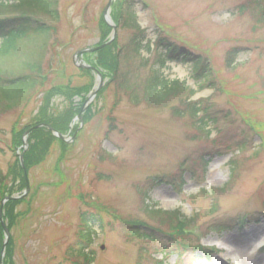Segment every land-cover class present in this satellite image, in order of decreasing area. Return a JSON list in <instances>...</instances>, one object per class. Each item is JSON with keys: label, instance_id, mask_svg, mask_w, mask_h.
<instances>
[{"label": "rangeland", "instance_id": "obj_1", "mask_svg": "<svg viewBox=\"0 0 264 264\" xmlns=\"http://www.w3.org/2000/svg\"><path fill=\"white\" fill-rule=\"evenodd\" d=\"M108 2L58 0L59 20L41 66L43 73L53 72L49 85L26 105L0 113L1 202L24 195L23 168L29 186L23 198L2 206L10 240L2 253V230L0 261L5 264L10 241L13 264H179L185 258L178 252L185 251L169 239L159 233L141 239L128 231L132 225L142 227L143 234L152 232L149 227L168 230L148 216L145 207L151 205L191 221L186 231L191 249L197 242L216 249L209 258L189 250L183 264H264V24L245 10L246 0H113L105 19ZM128 6L151 42L150 53L142 50L143 60L122 63L139 95L157 70V38L207 58L214 89L200 88L190 62L170 61L160 74L183 81L195 91L191 98L181 94L160 104L143 98L132 103L134 94L119 88L120 73L113 78L99 67L102 85L90 99L99 79L79 66L94 69L76 53L103 45L100 50L112 51L103 58L115 57L113 42L123 47L132 35L118 18ZM41 43L22 41L14 58L0 67L8 71L21 61L34 62ZM232 50L238 51L234 66L226 68ZM94 53L87 58L98 66L100 55ZM195 102L214 120L206 130L194 127L184 113ZM42 107L48 118L69 119L66 145L45 138L40 146L30 134L24 143L32 127L23 128L36 121ZM243 142L239 152L236 146ZM28 153L32 161L26 169ZM236 157L240 163L234 169L230 159ZM83 215L96 222L82 225ZM193 252L197 256L189 263Z\"/></svg>", "mask_w": 264, "mask_h": 264}, {"label": "trees", "instance_id": "obj_2", "mask_svg": "<svg viewBox=\"0 0 264 264\" xmlns=\"http://www.w3.org/2000/svg\"><path fill=\"white\" fill-rule=\"evenodd\" d=\"M245 10L253 16L256 24H264V0H246ZM118 18H120V21L123 20V27H127L132 31V35L129 38L127 45L118 47L117 42H113L111 46H115L117 49L115 57L108 56L112 53V51H109L110 47L94 53L100 55L97 62L98 66L88 61V54L84 55V58L86 63L91 65L94 69L99 70V67H101L109 70L112 73L113 78L120 73L119 88L127 93L131 92V95L134 94L132 97L130 96L132 103H137L140 98H143L147 103L157 102L160 104L181 94H187L189 98L194 96L195 91L189 89L183 81L177 79L169 80L160 74V70L170 61L190 62L193 66L196 74L195 78L197 79L200 88L205 89L212 85L210 63L207 58L193 54V51L187 50L183 46L176 45L175 43H171L168 39L157 38V42L154 45V49L157 51L155 60L157 70H154L153 74L146 79L147 82H145L142 92L139 95V92H137L139 89H135L138 85L134 79L127 78L125 74L126 72L123 71L122 63H131L136 58L143 60V58H141L142 50H146L147 53H150L151 42L147 39L145 30H142L138 25L137 16L132 7L128 6L126 9L123 8L120 10ZM58 20V0H0V39L2 40V45L0 46V64L2 61H7L9 58H14V54L18 51L22 41L28 40L30 42H38L40 39L42 40L40 54L34 62L30 60L21 61L16 66L8 69V71L0 67V113L4 110H11L26 105L34 97L38 89H45L46 86L49 85V77L53 72L49 74L43 73L41 66L44 62L43 58L48 36L54 31L53 24L57 23ZM119 20H116V25H118L117 21ZM109 30L110 29L106 30L105 28V31ZM237 53L238 51L236 50L228 52L227 57L225 58L226 68H232L234 66ZM105 54L108 55L103 58L102 55ZM108 57L109 59H107ZM84 70L87 73H92V70L90 69ZM81 71H83V69H81ZM211 88L214 89V85L211 86ZM82 89L83 88L80 90ZM52 90L53 88H51L50 91ZM72 90L73 89L69 87V91L71 92ZM56 91L58 90L54 88V92ZM186 107L188 112L187 110L186 112H183L187 114L189 119L195 122L194 127L199 126L197 129L206 130V126L214 121L213 119H210L211 117L209 118L208 115H206L205 110L201 108L199 103H189ZM45 111L46 110L43 107L40 108L34 119V121H36L23 128V131L28 130L30 127L44 124L52 127L60 134H66L68 131V125L66 124L69 119L64 116L51 119L46 117ZM29 138L30 140H35L34 142L38 143L40 146L45 144L43 141L45 138H48L50 141L58 140L63 145H66L64 142L54 137L52 133L44 127L34 129L30 133ZM245 146L246 144L243 142L237 144L236 147L237 150L241 152ZM226 149L229 150L231 147H226ZM260 150L261 148L259 147L257 152ZM31 161L32 158L30 154H26L24 156V162L27 164V166L25 165L26 169ZM239 163L237 157L236 159L230 160L231 168L233 167L236 169ZM234 174L235 173L233 172L232 176H234ZM22 180L24 181L23 178ZM4 182L5 176L0 171V202L4 198V192L2 190ZM145 208L146 213L152 220L158 221L162 228L163 226H168V230L164 232L160 230V227V229L149 227L152 232L150 234H143L140 232L142 227L132 225L128 230L129 233L136 235L141 239L144 237L151 239L155 237L156 233L161 234L164 236L163 238L169 239L177 248L181 247L182 251H185L184 254L178 252L180 256L183 255L185 258V260L183 259L179 264H183V262L187 261L189 250H196L197 252H200L202 256L206 258L210 257L213 249L208 250L198 245L193 249H190V245H192L193 241L190 238L191 234L188 235L186 232L191 222L189 219L185 221L186 219L184 216L178 211L166 212L162 209H156V207L150 206H146ZM92 218V216L91 218H87L86 215L81 216V224L86 227L89 226L88 223H90V221L95 222V219ZM86 229L88 230L89 228ZM2 230V226L0 225V248L3 237ZM90 240L91 238L88 237L86 243L89 244ZM85 249V246H83L80 248V251L83 252ZM11 251L12 248L9 241L5 264H13ZM190 255L191 258H189V263L197 256L194 252ZM83 258L84 260H88L87 254H84Z\"/></svg>", "mask_w": 264, "mask_h": 264}, {"label": "water", "instance_id": "obj_3", "mask_svg": "<svg viewBox=\"0 0 264 264\" xmlns=\"http://www.w3.org/2000/svg\"><path fill=\"white\" fill-rule=\"evenodd\" d=\"M112 1H113V0H109L108 4H107V6H106V8H105V10H104V18H105V19H107L108 12H109V9H110V7H111ZM111 26L114 28L113 25H111ZM113 31H114V30H113ZM114 37H115V32H113L112 39H114ZM103 47H104V46L102 45L101 47H96V48L93 47V48L84 49V50H82V51H79V52L76 53V58L78 59V58H80L81 56H83L84 54H87V53H94V52H96V51H99V50H100L101 48H103ZM78 60H79V59H78ZM79 66H80V67H85V68H90V67L87 66V65H79ZM95 72L97 73V76H98V79H99V85H98V87L93 91V93L91 94L90 99H92V98H94V97L96 96L98 90L100 89V86L102 85V76L100 75V73H99L97 70H95ZM85 105H86V104H85ZM85 105H84V107L81 109V112H82V110H84ZM81 112H80V113H81ZM78 119H80V116H78ZM43 126H44V125H39V126H36V127H32V128H30L28 131H26V132L24 133V135H23V136H24V143H25V140H26L27 136L30 134V132H32L34 129H37V128H40V127H43ZM48 129H49L51 132H53V135L56 136L57 138H59L60 140L65 141V140L67 139V136H63V135H61V134H59V133H57V132H54V131H52V129H50L49 127H48ZM19 159H20V163H21V166H22V160H21V158H19ZM22 168H23V166H22ZM23 171H24L25 182H26V188H25V192H24V195H25V194L28 192V190H29V186H28V180H27L26 172H25L24 168H23ZM24 195H23V196H24ZM23 196H21V197L23 198ZM21 197H17V198L7 197V198H5V199L1 202V207H0V223H1L2 227H3V230H4V236H5V239H4V241H3V245H2V253H3V251H4L5 244L8 242V239H9L8 230L5 228L4 223H3V219H2V216H1L2 206L4 205V203H6V202H8V201H12V200H15V199H19V198H21ZM2 253H1V254H2ZM0 264H2L1 261H0Z\"/></svg>", "mask_w": 264, "mask_h": 264}]
</instances>
